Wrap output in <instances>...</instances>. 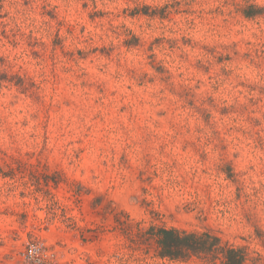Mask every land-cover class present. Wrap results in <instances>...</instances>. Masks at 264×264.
<instances>
[{"label": "rangeland", "instance_id": "374dc122", "mask_svg": "<svg viewBox=\"0 0 264 264\" xmlns=\"http://www.w3.org/2000/svg\"><path fill=\"white\" fill-rule=\"evenodd\" d=\"M151 225L264 264V0H0V264H209Z\"/></svg>", "mask_w": 264, "mask_h": 264}, {"label": "trees", "instance_id": "16d2710c", "mask_svg": "<svg viewBox=\"0 0 264 264\" xmlns=\"http://www.w3.org/2000/svg\"><path fill=\"white\" fill-rule=\"evenodd\" d=\"M247 17L258 15L261 8L252 6ZM146 233L154 238L157 253L162 258L189 260L193 257L209 264H262L260 256H253L243 246L224 241L210 230L197 231L151 225Z\"/></svg>", "mask_w": 264, "mask_h": 264}]
</instances>
